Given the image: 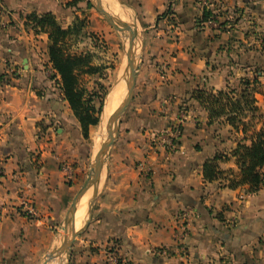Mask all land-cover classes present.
<instances>
[{"label": "crops", "instance_id": "0c3cea01", "mask_svg": "<svg viewBox=\"0 0 264 264\" xmlns=\"http://www.w3.org/2000/svg\"><path fill=\"white\" fill-rule=\"evenodd\" d=\"M62 1L0 6V264H42L87 179V141L61 93L48 35L25 26L30 13L61 15ZM124 2L137 6L130 7L140 33L135 96L107 155L96 223L74 242L77 259L264 264V185L253 194L203 176L218 155L228 158L222 170L238 174L232 152L264 130V0ZM204 11L217 28L201 23ZM246 89L252 103L231 115L236 128L226 116L211 119L196 99L198 91H225L242 109ZM177 124L178 148L167 154L155 138Z\"/></svg>", "mask_w": 264, "mask_h": 264}, {"label": "trees", "instance_id": "16d2710c", "mask_svg": "<svg viewBox=\"0 0 264 264\" xmlns=\"http://www.w3.org/2000/svg\"><path fill=\"white\" fill-rule=\"evenodd\" d=\"M5 2L6 0H0V6H4ZM79 2L80 0H74L73 4L69 6L77 5ZM87 7L92 8L89 3H87ZM211 18H213L212 12L204 11L201 23L204 24ZM25 26L33 29L36 33L43 32L48 35L50 63L56 75L59 76L61 93L80 124L84 140L89 141L90 129L99 125L103 108L101 105L97 109L95 105L99 94L89 93L80 82L81 76L99 75L101 69L92 66V58L88 53H77L72 50L73 43L71 42L85 35V23L76 18L72 25L64 28L52 13H30L26 16ZM3 80L4 76H1L0 81ZM244 84L249 86L251 83L247 81ZM248 93L246 89L240 95L242 102L245 104L242 109L232 102L229 96L230 93L225 91L216 94L198 91L196 99L206 109L211 119L226 116L228 123L236 128L237 119L232 118L231 115L235 113L238 116L241 112L245 113L246 109L250 110L248 107H250L252 101ZM243 128L245 130V124ZM231 157L236 159L239 168L238 174L231 170H222L220 163L228 158L227 156L218 155L205 162L203 167L204 179L209 183L220 180L225 181L227 187L232 190L247 185L250 187L251 193L259 192L262 185H264V130L254 134L250 145L245 144L244 141L240 142L232 152Z\"/></svg>", "mask_w": 264, "mask_h": 264}, {"label": "rangeland", "instance_id": "374dc122", "mask_svg": "<svg viewBox=\"0 0 264 264\" xmlns=\"http://www.w3.org/2000/svg\"><path fill=\"white\" fill-rule=\"evenodd\" d=\"M73 1L74 0L62 1L63 2L62 4H66V6H61L62 14L61 15L58 14L54 16H56L58 22L64 28L66 27L68 22L74 23L76 18H79L85 23V29H84L85 35L78 39L76 38L71 42L73 43L72 50L77 53H80V52L88 53L92 58V61H91L92 66L96 68L98 67L101 69V73L99 75L81 76L80 82H81V85L84 88H86L89 93L99 94V97L96 98L95 105L97 109L100 108L102 105L103 112H104L106 100L108 96L110 95V93L112 92V89L115 86L117 80L119 79V75H120L119 71L122 65L126 64L125 54L129 47V43H128L129 34L116 30L106 20V18L102 14L97 12L93 7L88 8L87 7L88 0H80V2L77 5L69 6L70 4H73ZM124 1L119 0L120 2L119 9H120L121 14H117L116 10L110 7L111 5L108 6L107 5L108 3H106L105 0H102V1L96 0V2L99 3L101 6H103L104 8H107V9L109 8V10L112 9L111 11L117 14L118 16L120 15L121 17L123 15L122 17L123 21L125 20V21H128L129 23H135L136 12L133 10V8H130V7L136 8L137 6H126L125 3L127 2H124ZM77 12H78V15H75ZM70 15H72L74 19ZM92 51H94V53H92ZM140 52L141 51L139 50L138 56L141 55ZM126 93H127V90H126ZM125 98L121 99L116 104L117 106L115 107V111L111 114L110 118L116 112L118 107L122 104ZM100 124H101V120L98 126L92 127L90 129V134H89L90 139L89 141H87V145L90 148V156H89L90 159H89V163L86 165V169H85L86 175L84 177V181L90 172V168H91L90 164L92 160L94 159V157L96 156L97 150L95 151L94 149V140H95V135L99 133ZM108 136L106 137V139H104L101 145H103L105 141L106 142L108 141L109 139ZM101 145H100V148H101ZM104 180H105V176L103 175L102 186H103ZM86 196L84 198H86L87 200L86 205H88L89 204L88 198L92 196V193H89ZM80 203L78 204V206L80 205ZM88 208H89V205H88ZM87 217H88V214H87ZM96 219H97V215L93 213V221H92L93 225L96 223ZM83 227L78 231H81ZM85 234L81 235L76 240L77 246H80L82 244L85 238L84 237ZM63 236H64V230H63V225H62L59 228L58 234L56 235V241L54 242L53 248L48 253V255L54 252L58 248ZM77 253L78 251L77 249H75V244H74L71 250L70 257L69 256L65 257V254L60 255L56 253L55 258L49 264H80L81 262L77 259V256H78Z\"/></svg>", "mask_w": 264, "mask_h": 264}, {"label": "water", "instance_id": "95a60500", "mask_svg": "<svg viewBox=\"0 0 264 264\" xmlns=\"http://www.w3.org/2000/svg\"><path fill=\"white\" fill-rule=\"evenodd\" d=\"M88 3L97 12L102 14L116 30L129 34V47L125 54L126 64L125 73L123 76V80L127 82V96L123 100L122 104L118 107L116 112L110 118L107 125L109 139L106 143L101 146L100 151L92 160L90 164V172L87 176V179L84 185L77 193V195L75 196L74 200L72 201L66 219L63 223L64 236L62 237L59 248L47 255L42 264H48L49 262H51L55 258L56 253L60 255L65 254V257H70L74 242L77 240V238L86 233V231L92 224L94 206L99 196L100 186L102 183L104 169L107 161V155L111 147L114 146V144L116 143V140L118 138L119 126L122 116L134 100L137 72L139 70V65L141 62V55L138 56V51L140 50V33L137 22L135 21V23H129L128 21H123L120 16L113 13L109 9L104 8L99 3H97L96 0H88ZM117 83L118 80L115 85H117ZM85 154L87 157L90 156L89 147H85ZM91 189H93V195L91 200L89 201L87 220L81 231L73 232L77 206Z\"/></svg>", "mask_w": 264, "mask_h": 264}, {"label": "bare ground", "instance_id": "6f19581e", "mask_svg": "<svg viewBox=\"0 0 264 264\" xmlns=\"http://www.w3.org/2000/svg\"><path fill=\"white\" fill-rule=\"evenodd\" d=\"M105 1H106V3H108L107 4L108 6L111 5L110 7L114 8L116 10L117 14H121L119 7L116 5V3H114L113 0H105ZM115 10H113V11H115ZM122 17H123V15L121 16V19H122ZM124 73H125V65H122V67L120 69V73H119L120 75H119L118 83H117V85H115L113 87L112 92L110 93V95L108 96V98L106 100L104 112L102 113L99 133L95 135V140H94V149H95V151L97 150L96 155L98 154V152L101 149L100 145L102 144L104 139H106V137L109 135L108 130H107V125H108L111 114L115 111V107L117 106L116 104L121 99L125 98L127 95V93H126L127 82L125 80H123ZM105 143H106V141H105ZM86 203H87L86 198H83L80 205L76 209L77 212L75 213L74 228H76L77 230L74 229V232H79L78 230H80L86 222V218H87V214H88L87 210H88V205H89V204L86 205Z\"/></svg>", "mask_w": 264, "mask_h": 264}, {"label": "built area", "instance_id": "2783aa9c", "mask_svg": "<svg viewBox=\"0 0 264 264\" xmlns=\"http://www.w3.org/2000/svg\"><path fill=\"white\" fill-rule=\"evenodd\" d=\"M204 25L207 27H213V28L218 27V23L216 22L214 17L211 18L208 22L204 23ZM180 134H181V131L179 128V124H177L169 132L156 136L155 142L160 144V146L165 151V153L173 154L178 148ZM25 212L27 213L28 216L32 218H37L38 216V213L36 212V210L32 207V205H29V204L26 205ZM2 218H3V214L0 211V220Z\"/></svg>", "mask_w": 264, "mask_h": 264}]
</instances>
